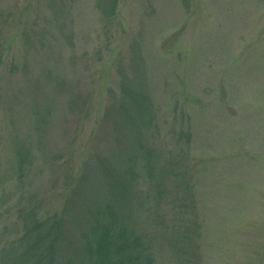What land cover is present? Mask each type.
Returning a JSON list of instances; mask_svg holds the SVG:
<instances>
[{"label": "rangeland", "instance_id": "1", "mask_svg": "<svg viewBox=\"0 0 264 264\" xmlns=\"http://www.w3.org/2000/svg\"><path fill=\"white\" fill-rule=\"evenodd\" d=\"M98 3L0 0V257L68 173L132 145L138 116L107 114L130 84L160 151L154 181L137 166L154 264H264V0H119L111 20Z\"/></svg>", "mask_w": 264, "mask_h": 264}, {"label": "trees", "instance_id": "2", "mask_svg": "<svg viewBox=\"0 0 264 264\" xmlns=\"http://www.w3.org/2000/svg\"><path fill=\"white\" fill-rule=\"evenodd\" d=\"M98 6L111 20L117 16L119 0H99ZM121 89L117 106L109 107L107 114L116 111L132 120L138 116L130 123L132 145H124L116 154L98 152L94 164L86 161L77 174L68 173L66 180L73 182L61 205L48 214L30 212L23 235L2 249L0 264H154L155 238L136 221L145 194L137 171L141 159L148 161L144 170L149 180L158 174L152 157L159 158L160 151L154 144L150 148L144 133L153 128L144 117H151L154 110L147 89L130 84ZM118 123L122 132L127 120ZM150 185L144 198L158 203L162 184ZM90 189L92 194L87 196ZM158 214V223L165 225ZM182 237L189 242L187 234ZM192 251L197 253V249Z\"/></svg>", "mask_w": 264, "mask_h": 264}]
</instances>
